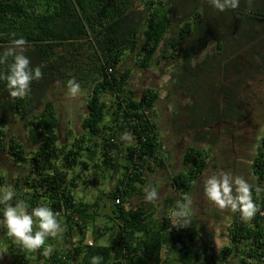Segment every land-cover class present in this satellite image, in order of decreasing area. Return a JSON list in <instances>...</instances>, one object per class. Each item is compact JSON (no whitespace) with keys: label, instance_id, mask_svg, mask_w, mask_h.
Returning a JSON list of instances; mask_svg holds the SVG:
<instances>
[{"label":"trees","instance_id":"16d2710c","mask_svg":"<svg viewBox=\"0 0 264 264\" xmlns=\"http://www.w3.org/2000/svg\"><path fill=\"white\" fill-rule=\"evenodd\" d=\"M210 19L214 20L212 29L222 35L216 41L217 52L226 50V41L239 42L240 37L255 42L257 35L252 28L264 23V1L238 0L236 8L220 12L211 0H0V56L20 51L12 41L23 38V53L30 66H40L42 72L23 97H11L5 81L0 80V155L6 153L13 166H27L23 180L26 193L22 192L20 175L11 177L16 199L24 200L29 208L47 204L61 223L65 241L64 250L55 248L45 258L43 247L28 253L3 229L1 239L13 248L11 264H90L93 256L102 257V264H227L228 254L233 258L229 264H264V132L255 148L249 186L257 211L249 222L234 221L228 227L230 244L220 249L219 261L212 255L215 249L209 253L205 244L199 250L191 241L199 234L195 229L191 234L189 226L175 232L169 211L175 208L188 215L186 205L175 206L173 197H166L158 210L154 201L145 199L144 189L151 187L146 174L163 165L168 167L169 151L164 150L155 121L158 91L144 86L137 97L128 86L132 70L124 61L133 56L136 69L153 72V66L162 61L176 62L179 71L173 81L189 96L196 92L199 81L201 67L193 60L201 50V38L216 37L207 27ZM10 62L8 57L7 63H0V73L7 71ZM73 75L79 85L88 87L86 113L80 119L79 134L66 136V142L57 145L58 116L46 93L52 83L63 85ZM221 90L225 98L214 103L209 115L197 106V98L185 104L187 118L194 116V122L204 119L196 125L235 119L237 92L223 81ZM16 114L24 119L31 148L3 131ZM128 135L131 140L125 143ZM98 149L111 179L119 167L116 157L128 161L113 188L100 195L110 200L111 208L104 214L113 219L110 227L118 228L110 245H95L94 240L92 245L84 243L82 236L88 224L93 226V237L110 227L96 226L98 211L105 207L100 206V199L95 197L89 203L74 192L79 180L97 184V171L89 175L84 172L90 164L96 167ZM207 157L199 147L191 146L184 152V172L170 178L182 202L202 174ZM136 197L141 201L125 206ZM30 255L35 256L31 259Z\"/></svg>","mask_w":264,"mask_h":264},{"label":"rangeland","instance_id":"374dc122","mask_svg":"<svg viewBox=\"0 0 264 264\" xmlns=\"http://www.w3.org/2000/svg\"><path fill=\"white\" fill-rule=\"evenodd\" d=\"M264 1V0H263ZM140 2V0H136ZM214 23L210 19L208 29L215 34L201 38V50L196 53L194 63H199L200 75L199 81L195 86V91L189 96L184 95V88L174 83L176 72L179 71L178 64L174 61H162L161 65L153 66L154 72L150 70L136 69L133 62V56L125 59L124 65L131 68L132 76L128 83L129 88L139 95L144 86L154 87L158 91V100L156 103V116L161 140L169 156L167 162L169 166L157 167L154 174H146L150 188H155L158 196L154 201L158 210L164 206L166 197H173L174 205H186L187 218L190 219L188 234L195 229L199 234H193L191 240L198 249L201 250L207 244L208 252L213 249L212 255L219 261L222 257L221 248L229 245L227 229L234 221L249 222L250 219H242L238 212L233 213L230 209H221L203 195L202 181L208 175L229 172L234 176L243 178L250 186L253 181L251 174L252 159L256 153V147L259 144L261 135L264 132V23L256 24L252 28V32L257 35L256 41H250L249 38L240 37L236 39L239 42H227L226 50L216 51V41L220 40L222 35L220 31L211 27ZM221 26V25H220ZM223 27V26H221ZM220 27V29H221ZM240 44L242 45L240 47ZM255 44H257L255 46ZM257 48V49H256ZM257 51V53H255ZM127 54V52H126ZM133 55V54H132ZM231 61L230 65H226ZM75 79L71 76L70 80ZM222 81L229 83L237 92L239 106L236 109L237 116L235 119H220L208 122L206 125H196L197 122L203 123L204 119H196L194 116L187 118L185 112V104L194 101L197 98L202 113L209 115L211 109L215 107V102L222 98ZM66 79L63 85L60 82H54L50 85L46 93V98L52 100L58 116L57 134L60 143H65L66 136L78 135L80 129V119L85 110L88 87L80 84V91L77 95L68 94ZM186 83V82H185ZM65 85V86H64ZM80 95V96H79ZM241 104V105H240ZM178 112L174 115V110ZM36 112V110H35ZM32 114L33 111H30ZM29 114V113H28ZM30 114V115H31ZM69 129V130H67ZM3 131L8 136H16L24 145L29 146L27 133L24 126V119L15 115ZM194 146L204 149L207 157V164L202 174L192 184L191 190L186 194V201L179 200V191L174 190L171 186L170 178L178 172H184L185 168L182 157L187 148ZM30 146L29 148H31ZM166 156L165 153H163ZM7 154L0 156V185H6L5 179L10 177V185L13 186L11 177L22 171L21 167L13 166V164L5 159ZM96 167L92 171H97L96 187H89L86 193V199H100L99 217L96 226H111L113 219H109L104 214L108 213L111 206L110 200L101 197V191L108 192L115 185L117 178L122 175L123 167L128 161L123 156L116 157L119 163L117 169V177L114 183L110 185V171L105 170V166L101 161L100 154L96 153ZM13 174V175H12ZM95 185V184H94ZM78 198V197H77ZM134 204L136 201H132ZM132 203V204H133ZM103 204V205H102ZM176 211L175 208L170 209L169 214ZM173 224V220H172ZM175 232L180 231L179 227H174ZM118 234L117 227L108 228L103 235L93 237V226L87 225V230L82 236L85 241L87 237L94 240L95 245H110ZM0 231V264H11L13 260V248L7 247L6 241L2 238ZM204 241V242H203ZM46 244H51L55 249H65V241L62 238V231L56 237L47 239ZM15 252V251H14ZM33 253V252H32ZM35 255H30L33 259ZM212 259V257H209ZM35 259V258H34ZM231 254L225 256V262L229 264L232 261Z\"/></svg>","mask_w":264,"mask_h":264},{"label":"clouds","instance_id":"9594fccd","mask_svg":"<svg viewBox=\"0 0 264 264\" xmlns=\"http://www.w3.org/2000/svg\"><path fill=\"white\" fill-rule=\"evenodd\" d=\"M211 4L216 10L223 12L227 8H236L238 0H211ZM25 43L23 38L13 40L12 44L20 51H7L0 56V63H7L8 57H11L7 71L0 73V80L5 81L6 90L11 97L26 95L32 81L40 79L42 75L41 67L30 66L29 58L24 55ZM67 90L69 95L75 96L80 91V85L75 80H69ZM202 186L203 195L207 200L221 209L228 208L233 213L238 212L242 219H250L257 211L248 183L239 176L229 172L214 173L203 178ZM144 193L149 202L157 199L155 188H145ZM16 195L11 185H0V227L28 253H34L43 247L44 257H49L54 248L45 242L49 237H56L61 232L57 215L45 203L29 208L24 200L16 199ZM171 218L174 227L184 228L191 222L184 210L173 211ZM78 236L79 234L76 237ZM76 237L72 240L75 241ZM90 264H102V257H91Z\"/></svg>","mask_w":264,"mask_h":264},{"label":"crops","instance_id":"0c3cea01","mask_svg":"<svg viewBox=\"0 0 264 264\" xmlns=\"http://www.w3.org/2000/svg\"><path fill=\"white\" fill-rule=\"evenodd\" d=\"M80 96V95H79ZM77 97H78V95H77ZM155 109H156V107H155ZM82 118V117H81ZM127 140L125 141V143L127 142H130V140H131V138H130V136L128 135L127 136V138H126ZM27 147H29V146H27ZM121 150V149H120ZM164 150H166L165 148H164ZM96 153H98V154H100L101 153V150L100 149H98L97 150V152ZM119 153H120V151H119ZM4 154V153H3ZM3 154H1V155H3ZM0 155V156H1ZM95 159H96V161H97V158L96 157H94ZM5 159L7 160V158L5 157ZM94 159V160H95ZM8 161H10V160H8ZM94 162V161H93ZM19 166H17V167H21V172H20V170H19V172L18 173H16V175L15 176H18V175H20L19 177H20V184L22 185V192L23 193H26L28 190L25 188V186L23 185V180H24V177L27 175V166L24 164V163H19L18 164ZM90 167H92V164H90ZM78 168L79 167H77V168H75L74 169V173H76V172H78ZM1 169V168H0ZM92 172V168H91V170H90V168H88V171H86V172H84L85 174H87V175H89L90 173ZM156 172V170H153L152 172H150V174L152 173V174H154ZM149 173V172H148ZM84 174V176H86V178H87V175H85ZM13 175V174H12ZM117 170H116V172H114L113 173V178L110 180V181H112V182H110L109 184L110 185H112L113 183H114V179H115V177H117ZM15 176L13 175V177L15 178ZM12 179V178H11ZM4 179L3 178H0V181H3ZM13 180V179H12ZM5 183H6V185H10V177L8 178V179H5ZM96 185L97 184H95V185H91L89 182L87 183V184H84V183H82V181H80L79 180V182L77 183V185L74 187V192H75V194L76 195H81L83 198H85L84 200L86 201V202H92L93 200L91 199V200H89V199H86V193L88 192V188L91 186H93V187H96ZM13 187V186H12ZM141 199V197H136V198H131V201H136V202H138L139 200ZM142 200H144V198L142 197ZM130 201V202H131ZM141 201V200H140ZM132 203H126V207H128V206H130ZM134 204V203H133ZM4 228L3 227H0V231H2ZM77 236V235H76ZM88 238V237H87ZM48 239H51V237H49ZM0 253H3V251L2 250H0ZM10 263V262H9ZM8 263V264H9ZM213 264V263H212Z\"/></svg>","mask_w":264,"mask_h":264},{"label":"built area","instance_id":"2783aa9c","mask_svg":"<svg viewBox=\"0 0 264 264\" xmlns=\"http://www.w3.org/2000/svg\"><path fill=\"white\" fill-rule=\"evenodd\" d=\"M116 202H118V200H116ZM85 243H86L87 245H92L93 240H92L91 238H87L86 241H85Z\"/></svg>","mask_w":264,"mask_h":264},{"label":"water","instance_id":"95a60500","mask_svg":"<svg viewBox=\"0 0 264 264\" xmlns=\"http://www.w3.org/2000/svg\"><path fill=\"white\" fill-rule=\"evenodd\" d=\"M78 235V234H77Z\"/></svg>","mask_w":264,"mask_h":264}]
</instances>
